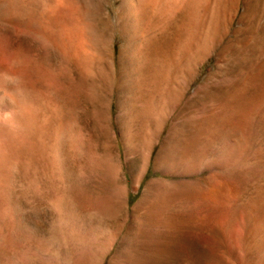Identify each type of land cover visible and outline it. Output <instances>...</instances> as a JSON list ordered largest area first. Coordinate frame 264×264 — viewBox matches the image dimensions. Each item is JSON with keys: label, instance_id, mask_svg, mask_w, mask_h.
<instances>
[{"label": "rangeland", "instance_id": "374dc122", "mask_svg": "<svg viewBox=\"0 0 264 264\" xmlns=\"http://www.w3.org/2000/svg\"><path fill=\"white\" fill-rule=\"evenodd\" d=\"M0 264H264V0H0Z\"/></svg>", "mask_w": 264, "mask_h": 264}, {"label": "bare ground", "instance_id": "6f19581e", "mask_svg": "<svg viewBox=\"0 0 264 264\" xmlns=\"http://www.w3.org/2000/svg\"><path fill=\"white\" fill-rule=\"evenodd\" d=\"M147 164V163H146ZM158 172V171H157ZM169 175V174H168ZM142 176V175H141ZM140 176V177H141ZM140 177H138V178H140ZM167 177V176H166ZM163 180V179H162ZM162 183V182H161ZM177 183V182H176ZM158 188V187H157ZM171 188V187H170ZM158 192V191H157ZM155 194V193H154ZM154 194H153V196H154ZM156 195V194H155ZM143 198V197H142ZM150 199V198H149ZM152 201V200H151ZM143 203V202H142ZM153 203V202H152ZM258 223V222H257ZM175 239V238H174ZM179 240V239H178ZM177 240V241H178ZM180 241V240H179ZM178 243V242H177ZM182 243H183V241H182ZM116 244V243H115ZM166 245V244H165ZM179 246V245H178ZM112 247V246H111ZM189 247V246H188ZM175 248V247H174ZM178 248V247H177ZM180 248V247H179ZM166 249V248H165ZM149 250V249H148ZM168 250V249H167ZM162 254V253H161ZM165 255V254H164ZM189 255V254H188ZM187 256V255H186ZM176 261V260H175ZM172 263H173V261H172Z\"/></svg>", "mask_w": 264, "mask_h": 264}]
</instances>
